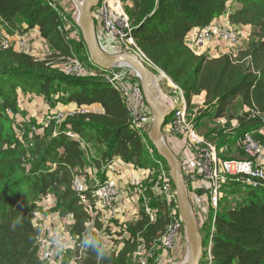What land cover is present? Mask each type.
<instances>
[{
    "label": "trees",
    "instance_id": "1",
    "mask_svg": "<svg viewBox=\"0 0 264 264\" xmlns=\"http://www.w3.org/2000/svg\"><path fill=\"white\" fill-rule=\"evenodd\" d=\"M125 2L128 6L122 0L136 47L153 66L178 84L187 106L192 96L202 95L203 105L208 108L204 115L216 119L226 116L227 107L240 97L244 106H255L264 115V0ZM221 15H227L234 26L253 29L252 39L239 51L237 61L227 55L217 58L196 55L185 43L193 28L206 26ZM16 17L22 19L24 27L16 23ZM63 17L53 2L0 0V25L19 33L37 28L40 38L53 51L48 60H35L29 53L12 49L0 55V264H43L38 257V228L32 214L48 194H52L57 212L71 216L69 235L84 230L88 215L72 188V176L81 173L86 165L101 170L98 178L102 181L116 158L139 167L149 146L155 154L154 160L149 159V167L156 170L161 166L168 173L147 132L134 126L123 98L104 79L103 75L112 69L103 72L89 61L88 55L84 59L88 60L90 74L72 77L53 69V65L67 57L76 58L77 47L86 48L82 37L76 40L68 36L63 29ZM70 26L71 30H78L76 24ZM243 56L247 58L246 65L239 64ZM55 82L65 87L64 104L73 102L78 108L90 109L73 114L47 138L35 137L25 147L11 127L14 116L7 114V110L17 114L19 91L35 90L46 96L53 91ZM236 118L240 123L236 136L264 128V116L247 117L242 113ZM68 130L76 133L84 146L69 138ZM231 140L225 138L221 145L232 143ZM261 142L264 146V138ZM90 147L94 149L91 155ZM168 180L173 191L169 176ZM227 186L229 192L232 187H240L243 195L223 212L210 209L204 228L199 229L203 242L200 264H264V184ZM146 195L156 196L152 191ZM226 196L223 190L217 209L223 207L221 203ZM171 205L174 208L177 203L172 201ZM151 209L159 213L150 216L139 210L136 220L119 232L120 237L124 235L120 249L101 250L97 238L100 250L87 245L80 264H130L137 248L143 245L149 249L170 221L164 202ZM94 227L102 229L97 223Z\"/></svg>",
    "mask_w": 264,
    "mask_h": 264
},
{
    "label": "built area",
    "instance_id": "2",
    "mask_svg": "<svg viewBox=\"0 0 264 264\" xmlns=\"http://www.w3.org/2000/svg\"><path fill=\"white\" fill-rule=\"evenodd\" d=\"M45 1L57 4L53 0ZM63 15V29L67 30L69 37L74 38V34L69 32L71 24L67 17L70 16L73 23L77 24L76 8H73L71 14L68 15L63 12ZM91 16L94 21L97 40L104 51H106L104 48H107L111 51L132 53L137 55L147 66L155 67L135 45L131 34V21L122 0H98L97 6L91 11ZM98 20L101 22L100 30H97ZM249 35L250 32L237 30L236 26L225 19L222 22L213 21L206 26L193 28L187 35V42L191 51L196 55H204L207 58L227 55L230 59L237 61L241 43ZM29 36V32H9L0 25V48H7L14 39L18 47H26ZM47 54L51 56L53 51L51 50ZM63 65V71L67 75L78 74L83 69L82 63L77 58L67 57L63 59ZM90 73L89 71L88 74ZM103 77L123 98L134 126L145 130V127L151 124L152 115L150 111L140 109V104H142L141 86L138 83L127 81L122 72H114L113 69L105 73ZM168 80L170 81V79ZM171 84L178 88L173 83ZM173 107L177 110L168 117L164 126L165 129L179 134L182 138L179 154L181 158L178 159L180 168L191 179L189 190L193 183L199 185L208 195V205L216 210L223 189L227 185L258 186L264 184V146L260 140V136L264 135V128L245 131L236 136L240 126L237 118L230 119L227 116L216 118L217 123L224 127V133H228L227 138L236 136L237 147L232 146L233 149L231 150V143L217 146L201 136L194 126L185 123L183 110L185 103H183V107ZM89 109L90 107H82L76 109L74 113H84ZM7 113L11 115L10 110H7ZM243 113L247 117L264 116L255 106H245ZM35 128L32 126L33 130ZM67 135L84 146V142L76 133L68 130ZM234 149H237L238 152H235ZM238 153L244 157H239ZM113 162L121 165L124 163L119 158ZM124 169L126 171L124 182L129 188L138 191L139 196H143L142 192L138 190L141 182L150 175L157 174L161 183L158 186L152 185L151 189H155L157 193L164 195L162 201L168 209L170 221L163 235L149 249L140 245L132 255L133 261H130V264H147V252L153 246L160 245L164 250L173 249V238L180 229V224L175 221L174 209L171 205L172 201H176L175 193L169 184L168 174L163 172L161 166L154 170L150 167L142 169L133 164L125 163ZM111 170L115 171L112 165L109 166L106 177L102 181L97 176H93L91 185L84 181L80 173L73 174L72 188L79 197V202L88 215V220L84 230L75 236L69 235L67 229L65 232L61 225H58L60 221L58 223L45 221L39 228L37 226L36 246L38 257L43 264H80L86 256L88 241L94 239L93 234L101 233L104 235L105 230L111 228L119 213L118 205L124 203L125 199L123 181L115 176H109L108 173ZM145 212L152 216L156 210L146 208ZM66 217L69 219L67 226L69 228L72 224V218L70 215H64V219ZM96 223L101 226V230L94 227ZM94 240L98 241L96 238ZM104 247L105 245L101 242V250ZM70 254L72 256L68 259Z\"/></svg>",
    "mask_w": 264,
    "mask_h": 264
},
{
    "label": "rangeland",
    "instance_id": "3",
    "mask_svg": "<svg viewBox=\"0 0 264 264\" xmlns=\"http://www.w3.org/2000/svg\"><path fill=\"white\" fill-rule=\"evenodd\" d=\"M57 3H61L62 1L59 0H53ZM124 1L125 6H128V4ZM63 2L66 4L68 1L63 0ZM62 6V4H61ZM231 5L228 4V7ZM68 7V6H67ZM127 8V7H126ZM68 16V15H67ZM70 21V24L73 23L70 16L67 17ZM237 30L240 31H246L250 32V35L244 39L241 43L240 50H244L248 41L252 39V32L253 29L251 27H243V26H236ZM70 33L72 32L74 34V39L79 40L81 36L80 30H70ZM38 40L35 39L34 43L27 42V46L24 47H18L16 44V40L14 39L11 41L7 48H0V55L6 51L7 49H12L24 53L34 54L32 57L35 60H48V58H51V56H48V45L47 44H38ZM37 43V44H35ZM106 51H110L107 48H104ZM40 52H37V51ZM75 57L78 58L83 66V69L78 74L71 75L72 77H82L88 74V72L91 70L88 60L84 59L88 55L87 48L79 49L78 47L74 49ZM119 53V52H118ZM89 59V58H88ZM49 63H53V61H50ZM239 64L246 65L247 64V58L242 57L240 59ZM63 62L59 64L53 65V69L58 71L59 73L64 72L63 71ZM114 72H122L124 79L129 80L131 83H138L140 85V80L135 77V72L127 66H120V67H114L112 68ZM92 71V70H91ZM152 73H153V82L152 84V90L154 93L161 97L162 100L167 101L172 106H178L183 107V103H185L184 110V119L185 123L187 125H192L196 128L198 133L206 138L208 141L215 143L217 146H222L221 142L223 139L227 138L228 133H224V127L219 125L217 121L209 116H205L204 113L207 111V107H204L203 105V98L202 95L199 96H192L190 100L189 106L186 105V100L184 98L183 92L179 88L178 84L173 82L171 78H169L163 71L159 70L156 67H152ZM170 79V81L168 80ZM173 83L178 88H175L172 86ZM65 98V87L64 85H61L57 82L53 83V91L46 96H40L35 90H29L26 91H19L18 95V108H17V114L13 115L11 113L10 116H14V122H12L11 127L14 130V132L17 134L19 141L24 145L25 147H29L33 143V139L35 137L40 138H47V135L59 127L61 124L59 122V111H57V108L62 107ZM142 101L143 95H142ZM145 102V101H144ZM245 110L244 105L242 104L241 98L237 97L236 99L231 102V104L227 107V118L230 119L236 118V116L242 114ZM56 111V112H54ZM151 112V111H150ZM175 112V111H174ZM8 114V113H7ZM68 119V117H67ZM32 124H35V129H32ZM164 141L168 144L169 138L168 135L175 138V133L170 132L169 130L165 129V126L162 128ZM179 135V134H177ZM238 136V135H237ZM264 138V135L260 136V140ZM236 137L232 138V143L230 144V149L232 150V146L237 147V142L235 141ZM182 141V140H181ZM235 141V142H234ZM235 152H238L237 149H234ZM180 154V153H179ZM179 154L177 157H179ZM239 157L243 158L244 156L241 153L237 154ZM155 154L153 153V149L151 147H147L145 151V155L142 157L141 162L138 163V166L142 169L148 168V162L149 159L154 160ZM163 172L167 175L166 171L162 167ZM180 173L182 176V179L187 187V195L189 199V204L191 209L192 204L190 200V177H188L183 170L180 168ZM80 175L84 178V181L91 185L92 183V177L101 175V170L93 171L92 174H88L85 172H81ZM161 182L159 180V176L157 174L150 175L148 178H145L141 182V186L138 190H140L143 194V196L135 197V201L132 202V195H136L139 193L138 191L131 188L130 193L128 194V198H130L129 203L133 205V207L137 208V212L139 210H146V208L151 209L153 207L157 206L158 202H163L164 195L161 193H157L155 189H151L152 185H159ZM225 188H228L226 186ZM223 189L225 194H227L226 197L223 198L221 205L223 208L230 207L229 203L231 201H236V199L240 198V196L243 195V190L240 187H232V190L229 192L226 189ZM134 190V191H133ZM152 191L155 197L152 198L147 197L146 192ZM174 191V190H173ZM231 193V194H230ZM223 195V192H222ZM175 201V200H174ZM176 202V201H175ZM177 206H175L174 209V216L175 221H177L180 224V229L177 235L173 238V249L171 250H164L162 246L156 245L152 247V250L147 252L148 258H147V264H166L167 261L172 260L173 258H176L177 256H180L184 251L187 250V239H186V233L184 228V223L179 215L178 209H176ZM153 210V209H151ZM159 213V211L152 213V215ZM33 220L38 226V228L41 226V224L45 221L47 222H53L58 223L60 221L61 227L66 232L67 226H68V217L64 219V216H62L59 212L56 211L55 208V202L53 200V197H48L46 200H43L42 203L37 204V209L32 214ZM114 229H108L106 233L103 235L101 233L93 234V238L99 239L100 242H102L106 250H112L117 251L121 244V239L124 235L120 237V233L122 232L126 227H121L122 225H118L117 222H113ZM199 229V226H198ZM72 254L68 256V259L71 258ZM65 259V258H64ZM130 261H133V257Z\"/></svg>",
    "mask_w": 264,
    "mask_h": 264
},
{
    "label": "water",
    "instance_id": "4",
    "mask_svg": "<svg viewBox=\"0 0 264 264\" xmlns=\"http://www.w3.org/2000/svg\"><path fill=\"white\" fill-rule=\"evenodd\" d=\"M77 13V27L81 32L83 42L87 48L90 62L103 72L109 71L114 67L127 66L134 72L140 80V86L145 103L149 106L152 121L147 131V138L153 145L156 153L161 157L168 168V176L174 187L175 199L179 215L184 223L187 239V255L181 262L168 264H200L201 249L203 242L199 234L198 224L189 204L187 187L180 173L179 159L164 141L162 128L166 124V119L177 109L167 101L159 99L152 90L153 73L137 55L128 52L115 54L106 53L100 46L91 11L94 9L98 0H82L78 4L71 0ZM154 93V94H153Z\"/></svg>",
    "mask_w": 264,
    "mask_h": 264
},
{
    "label": "crops",
    "instance_id": "5",
    "mask_svg": "<svg viewBox=\"0 0 264 264\" xmlns=\"http://www.w3.org/2000/svg\"><path fill=\"white\" fill-rule=\"evenodd\" d=\"M59 1H62V2L60 4L57 3L58 8L61 11L67 13L68 15L71 14V12L73 11V8H74L72 1L67 0L68 2L66 4L63 2V0H59ZM61 4H62V6H61ZM225 19H227V15H221V16L215 18L214 22H222ZM15 21L18 25H21L22 27L25 26L24 22L22 21V19L20 17H16ZM100 28H101V22H100V20H98L97 30H100ZM27 32H29V34H30V36L28 37V40H27L29 43H31V42L34 43V40L37 39L39 41L38 44L39 43L40 44H47L49 51H51L49 44L44 39L40 38L39 31L37 28L31 29ZM185 43L188 45L187 36L185 38ZM35 44H37V43H35ZM37 52H40V51L38 50ZM105 52L108 54H114L115 52H120V51H111L110 50V51H105ZM31 55L33 56L34 54H31ZM61 106L62 107L57 108L58 109L57 111H59V113H60L59 114V116H60L59 122L60 123H64L67 120V117L68 118L72 117L73 114H75L74 111L76 109H79L76 106V104H74L73 102L68 103V104H63ZM140 109L141 110L146 109L147 111H150L149 106L144 101H142V104H140ZM54 112H56V111H54ZM149 127H150V125H147L145 127V130L148 131ZM168 138H169L168 146L178 156V154L180 153V148H181L180 146H181L182 138L180 137V135H177V133H175V138L170 136V135H168ZM93 153H94V149L92 147H90L89 148V154L91 155ZM178 158H181V155ZM86 160H87V158H86ZM111 165L115 171L111 170L108 173V175L109 176H115V177H117L123 181L122 187L124 189V197H125L124 203H120L118 205V212L119 213H118L117 218L114 222H117L118 225H122L121 227H126L130 223H132L136 220L137 208L133 207V205L129 203L130 198H128V194L130 193L131 188H129L127 186V184L124 182L126 180V171L124 169L125 162L122 165L113 162V163H111ZM93 171H96V168H94L93 166H87L86 165L85 169L82 172L92 174ZM189 192H190V200H191V204H192V208H193L192 211H193L194 217H195L196 222L199 226V229H202V228H204L206 221L209 217L210 209H212L207 203L208 195L206 194V192L201 187H199V185H196L195 183L192 184ZM50 196L52 197V194H48V197H50ZM135 197H139V195L138 194L132 195V199H131L132 202L135 201V199H136ZM239 199L237 198L236 201H231L229 203L230 205H228V206H230V207L234 206L238 202ZM42 202L43 201H41L40 203H42ZM216 210L223 212L224 208L223 207H221L219 209L216 208ZM113 226H114V224L111 225V228H110L111 230L114 229ZM120 248H121V246L119 247V249ZM150 250H152V248ZM186 255H187V251H184L182 254H180V256H177L176 258H173L172 260L167 261L166 264L172 263V262H181L186 258ZM149 264H151V263H149Z\"/></svg>",
    "mask_w": 264,
    "mask_h": 264
},
{
    "label": "clouds",
    "instance_id": "6",
    "mask_svg": "<svg viewBox=\"0 0 264 264\" xmlns=\"http://www.w3.org/2000/svg\"><path fill=\"white\" fill-rule=\"evenodd\" d=\"M16 223H19V220H17L16 221ZM88 245H89V247H94V248H96L97 249V251H99L100 249H99V243H98V241H96V240H89L88 241Z\"/></svg>",
    "mask_w": 264,
    "mask_h": 264
},
{
    "label": "bare ground",
    "instance_id": "7",
    "mask_svg": "<svg viewBox=\"0 0 264 264\" xmlns=\"http://www.w3.org/2000/svg\"><path fill=\"white\" fill-rule=\"evenodd\" d=\"M78 4H80L81 2H82V0H75ZM154 94V93H153ZM155 96L156 97H158L156 94H155ZM159 99L161 98V97H158Z\"/></svg>",
    "mask_w": 264,
    "mask_h": 264
}]
</instances>
